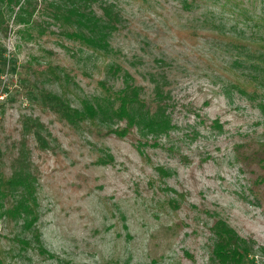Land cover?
I'll use <instances>...</instances> for the list:
<instances>
[{"label":"rangeland","instance_id":"1","mask_svg":"<svg viewBox=\"0 0 264 264\" xmlns=\"http://www.w3.org/2000/svg\"><path fill=\"white\" fill-rule=\"evenodd\" d=\"M24 1L0 0V180L23 148L33 193L0 186V264H222V229L264 264V0H92L103 46ZM126 83L167 127L110 131Z\"/></svg>","mask_w":264,"mask_h":264},{"label":"trees","instance_id":"2","mask_svg":"<svg viewBox=\"0 0 264 264\" xmlns=\"http://www.w3.org/2000/svg\"><path fill=\"white\" fill-rule=\"evenodd\" d=\"M44 7L52 12L54 18L67 23L74 22L78 28L66 32L70 38H77L91 46H95V41H101L102 46L107 41V37L113 31H117L120 24V16L109 4H98L101 14H97L91 6L92 0H40ZM30 0L24 1V8H29ZM21 7V6H20ZM20 7L18 9H20ZM22 15V14H21ZM19 15L15 16L17 23H24L26 19ZM1 21V18H0ZM65 23V22H64ZM83 26L86 30L82 29ZM99 33H102L100 35ZM100 35V36H98ZM126 76V73H124ZM141 86L125 84L116 93V99L119 101L116 107L118 117L125 119V125L111 128L110 131L120 136L126 135L133 124L141 123L151 132H158L160 129L168 126L166 115L161 106L159 97L161 91L156 90V107H149L145 99L141 96ZM153 102V101H152ZM152 108V109H151ZM79 113L74 111L75 116ZM70 116V113H66ZM26 127L34 125L33 122L26 121ZM264 162V161H263ZM12 172L7 180H0V186L8 187L16 185L23 188L22 194L32 195L33 186L30 180V174L26 168L28 166L25 159V151L19 148L18 154L11 158ZM225 235L224 240L214 250L215 257L222 264H241L249 253L250 248L246 246L243 240L236 238L231 230L222 229Z\"/></svg>","mask_w":264,"mask_h":264}]
</instances>
